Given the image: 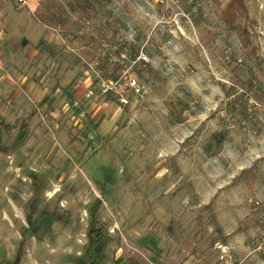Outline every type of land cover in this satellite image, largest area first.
<instances>
[{
    "label": "rangeland",
    "instance_id": "obj_1",
    "mask_svg": "<svg viewBox=\"0 0 264 264\" xmlns=\"http://www.w3.org/2000/svg\"><path fill=\"white\" fill-rule=\"evenodd\" d=\"M230 1L0 0V264H264V0L248 49Z\"/></svg>",
    "mask_w": 264,
    "mask_h": 264
},
{
    "label": "trees",
    "instance_id": "obj_2",
    "mask_svg": "<svg viewBox=\"0 0 264 264\" xmlns=\"http://www.w3.org/2000/svg\"><path fill=\"white\" fill-rule=\"evenodd\" d=\"M107 0H78L79 3H84L87 5H92L93 2H97L102 4ZM230 11L228 12L225 22L227 24V29L235 33L240 46L243 49H248L251 45V36L248 30L247 21L249 19V8L246 4L245 0H231L229 3ZM34 16L43 24L48 26H58L63 24V17L61 14L53 12L49 9H37ZM248 52L252 53V50H248ZM250 84H252L250 82ZM5 127H8L5 125ZM34 190L37 192L39 190V178L34 174ZM29 231L28 237H31V231ZM93 233V232H92ZM90 239L93 242H98L100 240L101 234L95 232L94 234H90ZM94 236V237H92ZM27 237V238H28ZM40 237V236H39ZM26 238V239H27ZM26 239L22 236L21 243L25 242ZM22 254L21 246L18 249V253L16 257L11 261V264H18L19 257ZM128 264H140V261L134 257L130 256L127 258Z\"/></svg>",
    "mask_w": 264,
    "mask_h": 264
},
{
    "label": "built area",
    "instance_id": "obj_3",
    "mask_svg": "<svg viewBox=\"0 0 264 264\" xmlns=\"http://www.w3.org/2000/svg\"><path fill=\"white\" fill-rule=\"evenodd\" d=\"M16 2L20 6L27 5V0H16ZM136 59L138 62H144V60H146L147 58L145 55L140 53L138 54ZM120 80L122 82L118 80L108 79L102 84V86L104 87L105 91L106 90L114 91V93L118 97V101L120 105H126L129 103V98L127 94L128 90L132 91L133 93H140L141 86L132 77L124 78Z\"/></svg>",
    "mask_w": 264,
    "mask_h": 264
},
{
    "label": "crops",
    "instance_id": "obj_4",
    "mask_svg": "<svg viewBox=\"0 0 264 264\" xmlns=\"http://www.w3.org/2000/svg\"><path fill=\"white\" fill-rule=\"evenodd\" d=\"M0 67H1V61H0ZM0 125H2V127H3V128H6V129L9 128V127H11L8 123H4L3 121H0ZM5 125L8 126V127H5ZM24 126H26V125H24ZM35 175H37V174H35ZM33 176H34V174H33ZM37 176H38V175H37ZM32 178H34V177H32ZM38 178H39V176H38ZM31 236H33V235H31ZM37 239L40 240L41 238L38 236ZM20 241H21V240H20ZM22 252H23V251H22ZM21 257H22V254H21L20 257H19L18 264H20ZM139 261H140V260H139ZM127 264H128V263H127ZM140 264H142L141 261H140Z\"/></svg>",
    "mask_w": 264,
    "mask_h": 264
}]
</instances>
